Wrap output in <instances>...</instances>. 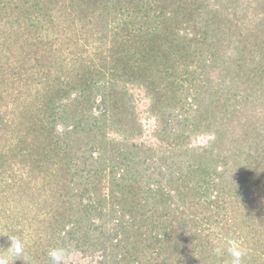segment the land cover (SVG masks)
I'll return each mask as SVG.
<instances>
[{
    "label": "trees",
    "instance_id": "16d2710c",
    "mask_svg": "<svg viewBox=\"0 0 264 264\" xmlns=\"http://www.w3.org/2000/svg\"><path fill=\"white\" fill-rule=\"evenodd\" d=\"M210 1L0 0V212L13 226L8 201L36 207L10 264H52L56 247L90 264H230L233 244L264 264L247 227L264 211V133L255 115L257 138L229 133L240 101L264 106V0L230 15ZM132 87L170 152L151 164Z\"/></svg>",
    "mask_w": 264,
    "mask_h": 264
},
{
    "label": "rangeland",
    "instance_id": "374dc122",
    "mask_svg": "<svg viewBox=\"0 0 264 264\" xmlns=\"http://www.w3.org/2000/svg\"><path fill=\"white\" fill-rule=\"evenodd\" d=\"M211 3H215L214 5L216 6H225V11L227 13H229V11H231V6H234V8H237V6L239 5L240 9L242 10L241 7H243L244 5L246 6L249 2L248 0H211ZM255 2V0H254ZM254 2H252L254 4ZM255 6V4H254ZM238 7V8H239ZM226 13V14H227ZM246 13L248 15H253L255 17L253 18H249L246 19L245 18V22L244 20H240V18H235L239 20L240 25L243 23V25H241V28H243V30H245L246 25H244V23H248L251 26H256L255 23L253 21H259V16L256 15V13H258V11L256 9H248L246 11ZM230 15V13H229ZM233 17V16H232ZM8 33H6L7 35ZM72 47V44L71 46ZM70 49V48H67ZM64 55H69V51L65 50ZM246 84H240V88H244ZM239 88V90H240ZM132 89V94L134 95V102L135 104V116H136V121H135V125L137 126L140 123V130L136 131L133 135V140L137 143H143L145 144L144 148H150V150H147V152H145V154H142L141 156L145 157V155H149V158L147 159V163L151 164L153 163V157L157 156L159 157V155H161L162 153L170 155V152L168 151V147L166 145V143H164V141L160 140L157 135H155L156 130H158V128L156 127V120L154 117H152V110L150 109V102L148 99H146L144 97V91L140 90V88H131ZM245 93V92H244ZM246 93H248V91H246ZM245 93V94H246ZM229 94V93H228ZM27 95V94H26ZM25 95V96H26ZM100 100H98L99 102ZM241 107V109L243 110L242 112H238V115L234 118L235 123L232 124V128L231 131L229 130V133L232 137V145L237 146L238 145V140L241 141L242 147L245 145V140L249 139L251 140L254 136L255 138H257L256 135H259V130L258 131H251L252 127L249 128L248 125L249 123H245L246 121H248V117L247 116H251V115H255L256 116V120L258 121L257 125H260V128L262 129V134L264 133V106L262 107H258L256 108V104L254 103V101L250 99H245V101H240L237 108ZM97 107V106H96ZM247 119V120H246ZM246 126H245V124ZM251 131V133H250ZM249 132V133H248ZM10 133V131L8 132ZM112 135L118 136V134L113 131L111 132ZM229 137V136H228ZM207 141V138L205 137H201L198 140H196L194 142V144L192 145H203L205 144ZM198 143V144H197ZM234 146V147H235ZM239 146H241L239 144ZM172 147V145H171ZM167 148V149H166ZM142 153V151H141ZM152 155V156H150ZM170 161H173L172 158H170ZM179 160L174 161L175 164H178ZM16 167V166H15ZM164 169V168H162ZM153 172V169L150 168L148 169V173ZM10 181V177L8 178ZM3 195L0 194V208L3 207L2 206V202L4 201V197H2ZM27 196H24L23 199H21L20 201H16L15 199H11V201H8L9 204V209H11L10 211L13 212H17L16 214L12 215L11 220L13 221V226L10 225V222L8 220V217H6L2 212H0V231L3 230L4 233H6V231H10V235L13 236H17L20 239V236H22L25 241H28V239L30 241H32L30 238H35L34 236H30L28 237V233L26 234V232L24 231V229H26L27 231L30 230V226H29V222L30 220L33 218V215L36 211V207H29L28 205H26V203L21 204L22 202H24L26 200ZM262 198V197H261ZM3 200V201H2ZM253 200H251L252 202ZM261 201V199H260ZM26 202H29L28 200ZM257 202L256 204H259V207L263 204ZM175 207L173 206L171 208V210H175ZM256 216L253 217L254 219V223L251 224L249 223L250 227V231H252V233L256 236L257 240H258V246L257 249H259V247L264 245V211L262 209L256 211ZM11 214V213H10ZM7 219V220H6ZM98 218L94 219L97 220ZM2 220L6 223H8L9 225L7 227H3L2 224ZM5 223V224H6ZM4 224V225H5ZM12 227V228H11ZM16 231V232H14ZM248 231L245 230L244 234H246ZM2 234V232H0V235ZM1 237V236H0ZM250 238V237H249ZM21 240V239H20ZM0 244H2L1 240H0ZM262 248V247H261ZM253 249V248H252ZM257 250V251H258ZM260 252V251H259ZM258 252V253H259ZM77 254V253H74ZM90 260H92L91 257H86L85 259H81L79 257H74L71 256V258L68 261V264H90ZM51 261H49L50 263ZM93 262V261H92ZM177 260L174 261V263H176Z\"/></svg>",
    "mask_w": 264,
    "mask_h": 264
},
{
    "label": "clouds",
    "instance_id": "9594fccd",
    "mask_svg": "<svg viewBox=\"0 0 264 264\" xmlns=\"http://www.w3.org/2000/svg\"><path fill=\"white\" fill-rule=\"evenodd\" d=\"M8 236L10 239V246L5 250V254H0V264H10L11 257H20L23 255L22 241L17 236ZM211 251L212 255L219 257L224 255L225 249L222 246H214ZM227 252L231 258L230 264H242L245 251L240 245L233 244L229 246ZM48 255L52 264H68L72 252L64 247H56L50 249Z\"/></svg>",
    "mask_w": 264,
    "mask_h": 264
}]
</instances>
